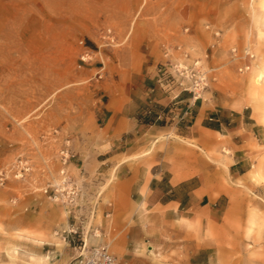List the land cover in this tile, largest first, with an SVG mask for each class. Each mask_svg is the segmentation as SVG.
Segmentation results:
<instances>
[{"label": "rangeland", "instance_id": "1", "mask_svg": "<svg viewBox=\"0 0 264 264\" xmlns=\"http://www.w3.org/2000/svg\"><path fill=\"white\" fill-rule=\"evenodd\" d=\"M155 85L187 94L188 108L179 95L157 104L165 110L142 103L139 148L116 163L148 166L170 149L200 162L203 193L220 197L189 220L125 206L106 216L117 166L105 174L100 163L108 144L95 112ZM198 109L264 131V0H0V264H75L83 242L115 264H264V141L247 132V172L232 176L237 122L196 132ZM62 173L70 183L56 198Z\"/></svg>", "mask_w": 264, "mask_h": 264}, {"label": "crops", "instance_id": "2", "mask_svg": "<svg viewBox=\"0 0 264 264\" xmlns=\"http://www.w3.org/2000/svg\"><path fill=\"white\" fill-rule=\"evenodd\" d=\"M133 95H135L134 92L126 91L119 101L111 100L104 105L103 109H98L95 112L97 122H102L101 129L106 133L105 142L108 144L102 153L104 157L101 158L100 163L106 164L105 174L109 170L110 162H115L117 166L115 179L105 192V195L115 200L111 208L106 209V212H109L106 216L120 215L125 206L128 209H133L135 215H146L149 219H169L181 216L183 219L189 220L194 218L195 214L213 208L220 195L211 198L208 193H203L206 188V179L203 165L200 162L193 164L191 161L189 164L188 160H183L181 156H174L170 149H157L149 155L148 166L130 164L128 161L116 163L122 155L129 156L139 148V144L136 145L135 141L136 134L142 125H139L135 115L140 105L142 103L158 104L165 107L169 103H173L172 100L179 94L165 95L155 85L139 96L140 102L133 98ZM177 99L174 104H178L181 111L188 108L185 104L188 101L187 94H180ZM200 110L198 109V113L193 117L196 132L202 130L220 134L221 128L230 126L234 121L237 122V126L227 129L231 133H235L231 141L232 163L228 166V172L232 176L245 174L249 152L244 145V138L248 132L258 142H263L264 131H258L254 124L248 128L243 117L229 119V116L224 114L221 115L224 118L210 114L212 117L207 118V113L201 114ZM149 128L154 129V137L165 133L164 127L150 126ZM241 131L244 134H240ZM125 135L132 136V139L128 141L125 139ZM237 137L243 141L239 143L234 141ZM110 151L112 153H109ZM211 191L214 192V188Z\"/></svg>", "mask_w": 264, "mask_h": 264}, {"label": "built area", "instance_id": "3", "mask_svg": "<svg viewBox=\"0 0 264 264\" xmlns=\"http://www.w3.org/2000/svg\"><path fill=\"white\" fill-rule=\"evenodd\" d=\"M167 70L164 69L163 74H166ZM203 81V78L199 77L194 82V87H198L200 83ZM176 99V98H175ZM151 113V112H149ZM168 113H156V119H166ZM187 115V111L181 116L183 119ZM5 179L3 171H0V183L2 184ZM70 178L66 176V174L62 173V181L61 185L57 186L53 191V196L57 198L58 194L62 197V192L66 191V187L69 186ZM67 193V192H66ZM69 195V194H66ZM79 253L77 255L75 264H115L116 258L108 251L106 246L96 245V246H87L85 242H83L82 246H78Z\"/></svg>", "mask_w": 264, "mask_h": 264}, {"label": "trees", "instance_id": "4", "mask_svg": "<svg viewBox=\"0 0 264 264\" xmlns=\"http://www.w3.org/2000/svg\"><path fill=\"white\" fill-rule=\"evenodd\" d=\"M154 108H157L159 110H165V108H163L162 106H158L157 104L156 105H153ZM151 119H153V122H155V118L154 117H150Z\"/></svg>", "mask_w": 264, "mask_h": 264}]
</instances>
